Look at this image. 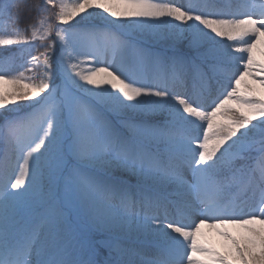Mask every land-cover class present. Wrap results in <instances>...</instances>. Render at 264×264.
Here are the masks:
<instances>
[{
    "label": "snow or ice",
    "instance_id": "obj_1",
    "mask_svg": "<svg viewBox=\"0 0 264 264\" xmlns=\"http://www.w3.org/2000/svg\"><path fill=\"white\" fill-rule=\"evenodd\" d=\"M0 264H264V0H0Z\"/></svg>",
    "mask_w": 264,
    "mask_h": 264
},
{
    "label": "trees",
    "instance_id": "obj_2",
    "mask_svg": "<svg viewBox=\"0 0 264 264\" xmlns=\"http://www.w3.org/2000/svg\"><path fill=\"white\" fill-rule=\"evenodd\" d=\"M33 2H35V0H33ZM175 2L178 3V4H186L187 3V0H175ZM98 23L101 24V25H103L106 22L98 19ZM132 55L133 54L131 52L124 53V62H125V64H131ZM118 60H119V58H118ZM26 75H31V73H26ZM214 97H215V92L213 93V96L212 97H208L205 102L207 104H210L212 102V99H214ZM233 232L235 234L237 232V230L236 229H233ZM223 244H224V241L222 240L221 248H220L221 251H224L225 250L224 247H223Z\"/></svg>",
    "mask_w": 264,
    "mask_h": 264
},
{
    "label": "rangeland",
    "instance_id": "obj_3",
    "mask_svg": "<svg viewBox=\"0 0 264 264\" xmlns=\"http://www.w3.org/2000/svg\"><path fill=\"white\" fill-rule=\"evenodd\" d=\"M205 231L208 232V237H209V239L211 240V242H212L213 244H215L217 248L220 249V248H221V243H222L223 238L217 236V235L215 234V231H214V230H211V231H209V230H205Z\"/></svg>",
    "mask_w": 264,
    "mask_h": 264
}]
</instances>
